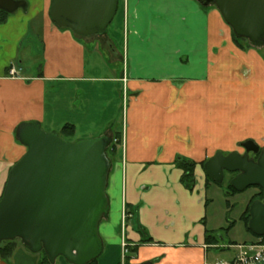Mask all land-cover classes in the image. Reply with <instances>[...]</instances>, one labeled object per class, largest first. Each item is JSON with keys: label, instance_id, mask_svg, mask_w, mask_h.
<instances>
[{"label": "crops", "instance_id": "1", "mask_svg": "<svg viewBox=\"0 0 264 264\" xmlns=\"http://www.w3.org/2000/svg\"><path fill=\"white\" fill-rule=\"evenodd\" d=\"M25 1L24 9L0 18V53H15L22 35L38 29L44 54L42 63L28 70L9 59L0 66V197L10 168L26 150L15 136L19 124L38 122L53 133L72 124L74 136L82 122L84 130L95 126L88 108L82 111L79 92L90 86L115 88L124 105L120 127L110 115V124L86 135H107L108 149L116 144L113 154L106 151L109 212L98 224L103 258L114 251L128 253L127 264L213 263L209 250L219 243L206 240L211 182L201 162L219 150L224 138L233 143L241 127L264 138L259 51L239 48L216 6L199 0H118L121 46L114 34L78 36L57 26L48 14L51 0ZM35 20L39 28L30 25ZM87 44L94 51L101 47L106 72L88 73L95 61L86 67ZM242 64L247 67L243 76L234 73ZM11 68L16 76L9 74ZM226 82L230 88L222 87ZM53 85L56 93L48 99L47 88ZM239 90L248 97L234 92ZM181 159L195 163L192 190L181 182ZM123 208L130 214L124 220Z\"/></svg>", "mask_w": 264, "mask_h": 264}, {"label": "water", "instance_id": "2", "mask_svg": "<svg viewBox=\"0 0 264 264\" xmlns=\"http://www.w3.org/2000/svg\"><path fill=\"white\" fill-rule=\"evenodd\" d=\"M213 3L238 38L264 45V0H199ZM25 0H0V11L24 9ZM118 0H51L49 17L78 36L105 32ZM16 139L24 154L10 168L0 197V243L20 239L32 252L43 251L47 260L63 257L70 264H88L99 256L101 218L109 212L105 192L111 161L107 135L68 141L41 129L38 122L18 125ZM245 154L217 150L203 163L205 175L220 184L224 172H238L229 184L236 191L257 185L262 200L248 208L247 228L264 235V147L251 139L241 143ZM259 152L254 161L247 153ZM141 264H153L145 261ZM253 264H264V258Z\"/></svg>", "mask_w": 264, "mask_h": 264}, {"label": "rangeland", "instance_id": "3", "mask_svg": "<svg viewBox=\"0 0 264 264\" xmlns=\"http://www.w3.org/2000/svg\"><path fill=\"white\" fill-rule=\"evenodd\" d=\"M122 20L123 18L120 12V3H118L116 13L111 22L106 27L105 32L114 34V39L119 44V46L122 45ZM39 23V20H35V22H31L30 25L35 24V27L38 26L39 28ZM101 34H95L94 36L99 37L98 35ZM239 39H242V42L245 43L248 48L258 50L264 59V45L257 46L252 44L246 38ZM101 45H103L102 42ZM85 46V61L87 64L86 67L90 66L92 62L95 61V68L89 67L88 73L95 71V74L99 75L101 73L106 72V68L102 70V62L105 64H107L108 62L101 47H98L96 51H94L93 47L89 46L88 44ZM8 50H6L5 53H0V66L2 65L4 60L9 59L8 61L11 60L10 62H16L17 64L20 63L21 67L26 70L31 69L32 67H38V65L42 63L44 54L43 40L41 38L40 33L38 32V29H35L32 32L30 31L27 34L25 33L22 35L20 42H18V48L15 49V53L14 51L12 52V50ZM14 54L15 57L13 58ZM245 68L247 69V67L242 64V67L238 66L235 69L236 71H234V73L239 72V74L243 76L242 71H244ZM231 69L232 67H230V70ZM229 73L232 74V70ZM229 84V82H226L222 87L230 88ZM56 88V85L49 86L47 88L46 94L48 96V99H50V97L56 93ZM113 90H115V88L111 90L110 87H100L99 90L98 88H92L91 86L85 92L81 90V92L79 93L80 98L82 100V111L84 110V107L86 109L88 108V112L92 116L90 120L93 121L92 123H94L95 126L94 128L92 127L90 130H84L86 127H84V124L82 122L80 123L81 126L79 125V128L73 137H66L63 139L72 142L82 139H88L86 135L89 134V131L100 132L101 126L110 124L111 121L109 119H106V117L110 115H113L112 122H114L117 126L120 127V124L122 122V111L124 110V105L123 100L118 97V94L115 95L116 93H114ZM246 90L249 92L248 95L253 94V91L248 89ZM240 91L241 90L234 92L238 93L242 99L248 97V95L243 94ZM223 99H227V96H224ZM243 131L244 128L241 127L239 134H234V137L236 138H232V140L235 139L233 143L230 141L231 138H224V143H219L217 145V149H219V151H222L224 154L230 153L232 151H237L239 154H243L245 152V149L241 146V143L248 139L253 140L260 148L264 147V138H260L258 135H253L250 133L246 134L243 133ZM95 134L97 135L98 133ZM107 149L108 147L106 148V151ZM251 155L252 152L249 153V156ZM232 177L234 176H232L231 173H224V179L220 183L221 186L212 183L211 180L207 181L211 183L206 188V226L211 231L210 233L216 237L220 245H235L247 242L252 239V235L247 232L241 220V216L244 214L246 207L248 210L249 205L256 197L262 198V191L259 187H248L243 191L231 192L229 190L228 181ZM12 241H14V248L10 257L4 260L5 264H47L45 262L43 263L42 261L45 257V254L42 250L38 252H32L21 243L20 239L16 238ZM209 251L211 253V260H213V262L228 260L234 254L231 248L222 250L220 247H217L211 248ZM112 254L113 256L111 255L105 260L102 256L104 254L101 253L97 258H95V261L89 264H127L126 262H124V259L128 255V253L117 252V255L113 251ZM49 264L70 263H68L63 257L59 256L55 258L54 263L49 262Z\"/></svg>", "mask_w": 264, "mask_h": 264}, {"label": "trees", "instance_id": "4", "mask_svg": "<svg viewBox=\"0 0 264 264\" xmlns=\"http://www.w3.org/2000/svg\"><path fill=\"white\" fill-rule=\"evenodd\" d=\"M6 15L7 14L5 12H0V18L4 17ZM233 40L238 45L239 48H241V49L248 48L246 46V44L242 42V39H239L238 37H236L234 35V33H233ZM73 134H74V126L72 124H64L60 128L59 132L57 133V135L61 138L71 137V136H73ZM116 136H117L116 138H118L117 140L120 141V134L119 135L117 134ZM108 150L113 154V152L116 150V144H112ZM179 162H180L179 165L183 169V174L181 176V182L183 183V185L187 189L192 190L194 183H195L194 174H193V169H194L195 163L193 161L183 160V159H181V161H179ZM203 163H204V161L201 162L202 166H203ZM207 181H210V179L208 177H207ZM217 185L221 186L220 184H217ZM229 190L231 192L232 191L236 192L231 186H229ZM248 219H249V214H248V210L246 207L244 214L241 216V220H242L247 232L250 235H252V239L247 241V242H251V241L255 240V238L257 236L255 234H253L247 228ZM210 232L211 231L209 230L207 237H206V240L209 241V243H214V244L218 243V240L216 239V237L213 236ZM148 240H150V239H148ZM243 243H246V242H243ZM13 248H14V241L7 240V241L1 242L0 243V260H5V259L9 258L11 253H12ZM42 261H43V263L45 262V263L49 264V261L47 260L46 256L43 258ZM93 261H95V259L92 260L91 262H93ZM91 262H89V263H91Z\"/></svg>", "mask_w": 264, "mask_h": 264}, {"label": "built area", "instance_id": "5", "mask_svg": "<svg viewBox=\"0 0 264 264\" xmlns=\"http://www.w3.org/2000/svg\"><path fill=\"white\" fill-rule=\"evenodd\" d=\"M11 76H16L17 71L14 68L9 70ZM130 214L123 208L122 218L129 217ZM125 247V244L122 243ZM226 248L233 250V255L228 260L215 261L211 264H253L264 258V236L258 237L254 242H247L235 245H228ZM126 251V249H124Z\"/></svg>", "mask_w": 264, "mask_h": 264}, {"label": "flooded vegetation", "instance_id": "6", "mask_svg": "<svg viewBox=\"0 0 264 264\" xmlns=\"http://www.w3.org/2000/svg\"><path fill=\"white\" fill-rule=\"evenodd\" d=\"M0 12H2V11H0ZM6 14H7V13H6ZM259 149H261V148L259 147ZM245 152H246V151H245ZM245 152H244L243 154H245ZM249 153H250V152L247 153L248 158H249V159H252V160H254V161L257 159V157H258V155H259V152H257V153H253V152H252V155H251V156H249ZM241 155H242V154H241ZM224 173H229V172H226V171H225ZM231 174H232V176H235V175L238 174V172H233V173H231ZM232 178H233V177H232ZM223 179H224V177H223ZM230 180H231V179H230ZM230 180H229V181H230ZM229 181H228V185L231 186V185L229 184ZM231 187H232V186H231ZM248 187H258V186H257V185H254V186H248ZM248 187H246V188H248ZM246 188H245V189H246ZM230 189H231V188H230ZM245 189H244V190H245ZM258 189H259V188H258ZM258 192H259V191H258ZM255 199L262 200V198H257V197H256ZM255 199H254V200H255ZM254 200H253V201H254ZM248 208H249V207H248Z\"/></svg>", "mask_w": 264, "mask_h": 264}]
</instances>
